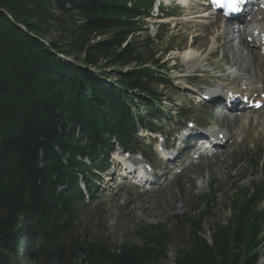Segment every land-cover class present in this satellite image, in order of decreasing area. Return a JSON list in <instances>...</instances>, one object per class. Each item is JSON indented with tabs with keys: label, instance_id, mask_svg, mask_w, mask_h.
<instances>
[{
	"label": "trees",
	"instance_id": "1",
	"mask_svg": "<svg viewBox=\"0 0 264 264\" xmlns=\"http://www.w3.org/2000/svg\"><path fill=\"white\" fill-rule=\"evenodd\" d=\"M152 3L0 0V264H20L27 237L23 255L34 264L168 257L163 224L140 226L141 243L109 242L78 224L80 209L95 202L94 170L106 168L112 139L132 146L136 122L145 125L142 108L149 117L159 103L161 51L145 27ZM263 160L253 156L251 166L264 170ZM241 194L226 221L209 223V235L214 191L175 216V264L259 263L264 208L252 210L264 198V177Z\"/></svg>",
	"mask_w": 264,
	"mask_h": 264
},
{
	"label": "rangeland",
	"instance_id": "2",
	"mask_svg": "<svg viewBox=\"0 0 264 264\" xmlns=\"http://www.w3.org/2000/svg\"><path fill=\"white\" fill-rule=\"evenodd\" d=\"M164 3L166 6L164 5L162 13H172V17L156 18L155 7L158 5V0H155L151 17L145 18L147 33L154 40L155 47L161 51L159 56L162 57L166 79L170 81L169 85L160 86V93H162L160 97L164 100V105L160 108L161 118L159 123L157 122V127L164 137L169 136V141L172 143L171 136L176 135L175 130L179 127L184 132L189 127L190 121L197 122L199 126L203 122L209 121L214 127L220 126L229 129L233 140L229 141V146L226 145V148L223 147L225 149H220L218 154H214L210 158L197 160L195 153L190 154L187 150L185 155L181 154L177 159L176 167L172 168L171 165L163 164L165 168H160V171L166 174L160 176L157 181L164 185L152 188L147 192L133 186L119 188L117 187L118 180L109 181L107 185L104 184L106 189H103L102 185L97 195L98 199L91 206L80 209L78 219L83 234L86 231L90 236L115 243L125 241L141 243V236L137 234V229L140 226L163 224L170 234L169 254L166 259L153 264H175L174 252L182 237L179 233L180 228L175 223V216L183 214L185 210H191L194 205L198 206L201 197L211 195L214 191L215 200L209 209L211 218L207 223H204L205 232L209 235V223L214 220L226 221L231 216L232 199L240 197L241 191L250 187L253 182L261 183L264 177L263 168L257 172L251 166V157L254 156L255 159H258L260 153H263L264 156V108L261 111L244 109V112L240 114L234 112L229 116L237 117L233 122H230L231 117L224 120L220 116L219 110L213 115V105H207L208 103L205 101L199 102L198 96L195 98L192 96L189 99L187 96L191 95H185L186 92L193 91L188 88L202 93L206 90L207 85L214 83L209 74L217 72L221 74L226 71L227 65L232 64L223 61H219V63L217 53L212 52L209 55L213 43L207 45L209 36L205 32L206 28L199 31L200 26L206 22V18L196 22L194 10L186 11L182 5H179L178 0H165ZM196 35L199 36L197 40H195ZM227 39L229 40V38ZM189 43H194L195 49L199 52L198 57L201 53L204 54L205 58L202 63L207 64L210 71L204 72L201 67H191L193 63L197 62V58L196 62L190 63H185V60H182V55L189 50ZM225 50L227 54L230 52L226 46ZM243 53L252 56L247 47H243ZM225 61H233L239 66L229 56H226ZM203 64L202 66H204ZM255 68V64L252 67L249 65L244 72L255 71ZM187 73H190L191 76L186 80H192L194 84H188L187 89H184L186 87L180 89L171 77L176 79L175 74ZM220 78L221 80L226 79L223 74ZM171 112L174 119L169 120L167 117ZM247 116L249 120L244 127L240 120ZM248 132L251 134L249 135ZM181 134L178 136L181 137ZM153 137L155 136L150 131L139 128L140 156H137L141 157L143 154L149 162L154 163L158 158L155 154L159 153V149L154 144ZM157 140L160 141L159 135ZM262 162L264 163V160ZM179 171L183 172L179 174ZM104 175H107V172ZM215 180L217 183L214 184ZM263 203L264 198L254 207L253 214H258L264 208ZM260 228L263 229L257 236L259 247L254 250L261 254L258 264H264V224ZM23 254L19 257L20 264H34L30 263L28 257Z\"/></svg>",
	"mask_w": 264,
	"mask_h": 264
},
{
	"label": "bare ground",
	"instance_id": "3",
	"mask_svg": "<svg viewBox=\"0 0 264 264\" xmlns=\"http://www.w3.org/2000/svg\"><path fill=\"white\" fill-rule=\"evenodd\" d=\"M184 3H186V0H184ZM185 10H194L193 13H195L194 17L196 22L198 20L206 18V22H204V25L200 26L199 31L206 28L205 32L209 36L207 45L209 43H213V48L209 50V55L212 52L214 54L217 53L219 55L218 62L223 61L228 62L227 64H232L227 65L226 71L221 73L225 76V80H221V74L218 72L216 74H209L210 79H212V82L214 83H212L211 85H207V88H205L206 90L202 91V93H199V91L197 90V93L193 94L192 96H198L200 99H203L202 96L208 97V99L206 100L211 101V104H209V102L206 103H208L207 105H213V115L217 110H219L221 104L223 105L224 103H226V107L231 110H219L220 116L224 120L231 117L230 122H233L237 116H229L230 114H233L234 112L240 114L244 112L242 110L248 107L251 102L254 103L264 100V43L262 42L261 38H257L264 35V11L261 9H256L252 12L245 13L243 19L248 20L242 23V25L237 26L235 23L229 25L226 28L227 32L234 28H237L238 30L229 32L233 35V38L231 40H228L222 38V34L225 32V30H221L220 28H218V24L216 22L217 16L208 17L207 15L202 14L203 12H206V10H204V3H199L196 0H192L190 4L186 3ZM198 38L199 36L196 35L195 40H197ZM189 44V50H187L182 55V60H185V63H190L196 62V60L198 59L196 63H193L191 65V67H201L204 72L210 71L208 65L202 63L203 59L205 58L204 54L201 53L200 57H198L199 52L195 49L194 43ZM225 46L226 48L230 49V52H228V54L225 50ZM243 47L248 48L249 53L252 55L251 57L243 53ZM221 53L222 55H220ZM177 56L179 57V55ZM226 56H229L231 59L236 61L239 66L234 64L233 61H225ZM245 63H247L248 65H246ZM202 64L204 66H202ZM253 64L256 65L255 71L244 72L248 69L249 65L252 67ZM189 76H191L190 73L180 75L175 74V81L178 82L179 80L180 84H185L186 79ZM226 98H229L228 102L226 101ZM258 111H261V109ZM249 117L252 118L250 115ZM249 117L247 116L244 119L240 120L242 126H246V122H248ZM205 123L211 125L209 121ZM253 125H255V123H253ZM210 130L214 132L216 140L220 139L221 141H226V143L224 144L215 145L214 151L211 153V155L213 156L214 154H218V151L220 149L222 150L229 146V141H232L233 139L229 129H225L224 127L222 128L220 126H213L210 128ZM195 132L201 134V132L197 131L196 129H186V131L181 134V137H185L186 135ZM248 134L250 135L251 132H248ZM191 148H194L196 150L195 154L198 157V150H200L201 148V143L199 142V140L198 142L193 143L191 145ZM158 185L164 184L156 183L154 185V188H158Z\"/></svg>",
	"mask_w": 264,
	"mask_h": 264
},
{
	"label": "snow or ice",
	"instance_id": "4",
	"mask_svg": "<svg viewBox=\"0 0 264 264\" xmlns=\"http://www.w3.org/2000/svg\"><path fill=\"white\" fill-rule=\"evenodd\" d=\"M244 2H245V0H230L233 12L237 11L238 10V6L240 4H243Z\"/></svg>",
	"mask_w": 264,
	"mask_h": 264
}]
</instances>
